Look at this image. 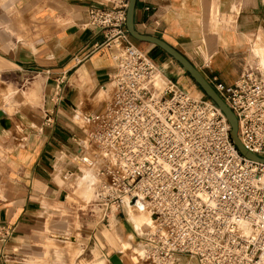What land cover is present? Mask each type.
I'll use <instances>...</instances> for the list:
<instances>
[{
    "label": "crops",
    "instance_id": "crops-1",
    "mask_svg": "<svg viewBox=\"0 0 264 264\" xmlns=\"http://www.w3.org/2000/svg\"><path fill=\"white\" fill-rule=\"evenodd\" d=\"M106 5L109 0H0V254L8 256V264H32L27 259L40 253L49 232L44 220L70 214L66 201L76 172L78 190L80 170L87 168L81 165L103 167L84 198L106 180L107 160L89 145L84 132L91 115L103 107L114 70L112 52L102 45L105 32L88 19L89 8ZM133 22L138 32L185 56L209 83L213 76L233 83L248 58L261 67L255 47L264 46L259 39L264 38V0H135ZM135 45L167 78L199 95L166 52L145 41ZM60 78L65 91L55 104L51 96ZM101 92L105 95L100 99ZM47 117L50 124H45ZM128 208L129 233L122 215L113 210L105 218L108 225L94 222L93 243L100 254L88 256L93 264L102 259L111 264L113 254L130 264L120 255V243L134 251L131 264L146 260L139 252L144 228L130 219ZM7 230L11 234L2 240ZM59 234L50 237L61 238ZM136 238L140 240L134 245ZM185 255L173 264H193Z\"/></svg>",
    "mask_w": 264,
    "mask_h": 264
},
{
    "label": "built area",
    "instance_id": "built-area-1",
    "mask_svg": "<svg viewBox=\"0 0 264 264\" xmlns=\"http://www.w3.org/2000/svg\"><path fill=\"white\" fill-rule=\"evenodd\" d=\"M127 1L88 9L114 61L103 107L84 130L107 160L93 208L102 220L112 208L146 210V260L173 264L188 254L198 264H264V164L236 149L210 100L167 78L135 45L125 28ZM210 84L234 113L242 145L264 158V69L247 61L233 83L213 76ZM64 91L60 78L55 104ZM0 264H8L6 254Z\"/></svg>",
    "mask_w": 264,
    "mask_h": 264
},
{
    "label": "rangeland",
    "instance_id": "rangeland-1",
    "mask_svg": "<svg viewBox=\"0 0 264 264\" xmlns=\"http://www.w3.org/2000/svg\"><path fill=\"white\" fill-rule=\"evenodd\" d=\"M259 39L262 43H264V38L259 36ZM259 45V43H257ZM250 58H248V62H250ZM261 68H263L261 66ZM264 69V68H263ZM196 92L200 96V90L198 86H196ZM194 95V93H191ZM201 96L205 98L203 93L201 92ZM105 93H100L99 98H103ZM87 164H83L80 167H83ZM90 168H86L87 173L90 171L92 174L84 179L83 174L84 171L80 170V182L79 187L77 190V181H78V174L76 172L75 179L72 181L71 189L69 196L66 201V208L70 211V214L62 218H51L47 217L44 222L47 224V230H49L48 234L45 235L43 245H41V249H38L39 254L35 255L34 258H28L27 261L31 262L32 264H93L95 261H89L88 256H91L92 259H95L100 253L99 249L94 244V222H100L105 225H108L109 221L106 219L102 220L100 215L97 212V207L93 208V201L98 199V195L100 194L101 189H98L96 193L94 192L89 198H84L88 191L94 189L96 186L99 178L103 173V167L94 164L92 166V170ZM90 183H88V181ZM96 194V195H95ZM113 210V208L111 209ZM114 211V210H113ZM117 212V211H116ZM139 212V211H138ZM118 213V212H117ZM124 220L126 221L125 214L119 212ZM144 218L140 225L141 229L146 228L148 224V216L144 213ZM125 215V216H124ZM130 217L132 218V213H130ZM51 221V222H50ZM48 225H52L48 227ZM127 228L126 232L129 233L132 228L131 223L126 221L124 224ZM49 228V229H48ZM111 230H114L113 224L111 223ZM61 232V234H59ZM51 234H59L61 238H51ZM115 235V233H114ZM98 238V236L96 235ZM115 237V236H114ZM116 238V237H115ZM118 239L116 238V242ZM140 239H134V245ZM119 243V242H118ZM117 245V244H116ZM39 246V245H37ZM100 246V245H99ZM115 249H119V247H115ZM77 252H79V256H77ZM110 252V251H109ZM133 250L130 248H123L121 247L120 243V255L125 257L128 262L131 264V255L134 256ZM139 252L143 253V248ZM58 253V254H57ZM91 254V255H90ZM186 262L196 264L197 260L194 257L189 256L188 254L185 255ZM78 257V258H77ZM102 258V257H101ZM98 262V260H97ZM100 264L104 263V259L100 261ZM157 262V261H156ZM158 263V262H157ZM99 264V263H95ZM139 264H156V263H149L148 260H139ZM162 264V263H161Z\"/></svg>",
    "mask_w": 264,
    "mask_h": 264
},
{
    "label": "water",
    "instance_id": "water-1",
    "mask_svg": "<svg viewBox=\"0 0 264 264\" xmlns=\"http://www.w3.org/2000/svg\"><path fill=\"white\" fill-rule=\"evenodd\" d=\"M134 5H135V0L127 1V6L125 10V28L128 35L136 41H145L152 43L158 46L164 52H166L182 68V70L189 75L191 80L194 82L196 86H198L199 90L203 93V95L220 110V112L222 113V115L225 117L226 121L229 124L230 139L234 144V146L236 147V149L246 158L264 164L263 157L257 156L256 154L247 150L242 145L237 135V120L234 113L221 99V97L213 89L211 84L206 80V78L202 75V73L185 56H183L180 52H178L176 49H174L172 46H170L163 40L152 35L142 34L134 28V22H133ZM0 116H1V111H0ZM0 123L3 125L2 120H0ZM109 261L111 262V264H122L116 254L110 256Z\"/></svg>",
    "mask_w": 264,
    "mask_h": 264
},
{
    "label": "bare ground",
    "instance_id": "bare-ground-1",
    "mask_svg": "<svg viewBox=\"0 0 264 264\" xmlns=\"http://www.w3.org/2000/svg\"><path fill=\"white\" fill-rule=\"evenodd\" d=\"M253 48V47H252ZM254 50V49H253ZM253 52V51H252ZM255 55L257 56V58H258V60H259V62H260V64H261V66L264 68V46L262 45V44H259V45H256V47H255ZM254 57V56H253ZM253 59V58H252ZM255 59V58H254ZM9 94V93H8ZM12 105V104H11ZM91 165V163H89L88 165H86L87 166V168H90L91 170H92V166H90ZM89 169V170H90ZM82 171H84V174H83V176L82 177H84V179H85V181H86V178L88 177V180H89V177H90V175L92 174L90 171L87 173V171H86V167L85 168H82ZM92 177V176H91ZM90 177V178H91ZM87 180V181H88ZM90 181V180H89ZM88 181V183H90ZM102 185L103 184H101V186L98 188V189H101L102 188ZM97 189V190H98ZM96 190V191H97ZM96 193V192H95ZM96 195V194H95ZM128 208V207H127ZM126 208V209H127ZM139 211V212H138ZM130 213H132V219H133V221L135 222V224L137 225V224H140L141 222H142V220H143V218H144V213H146V215L148 216V224L150 223V216H149V214L147 213V211L146 210H143V209H139V208H132L131 206L128 208V216L130 215ZM130 219H131V217H130ZM135 263V262H134Z\"/></svg>",
    "mask_w": 264,
    "mask_h": 264
},
{
    "label": "trees",
    "instance_id": "trees-1",
    "mask_svg": "<svg viewBox=\"0 0 264 264\" xmlns=\"http://www.w3.org/2000/svg\"><path fill=\"white\" fill-rule=\"evenodd\" d=\"M132 39V38H131ZM133 40V42L135 43L136 42V40H134V39H132ZM199 89V88H198ZM206 98V97H205ZM207 99V98H206Z\"/></svg>",
    "mask_w": 264,
    "mask_h": 264
}]
</instances>
